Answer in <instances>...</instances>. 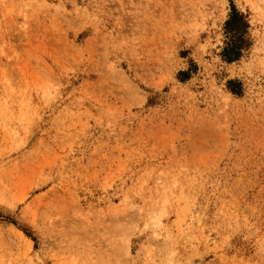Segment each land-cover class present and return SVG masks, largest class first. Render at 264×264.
Segmentation results:
<instances>
[{
	"label": "rangeland",
	"instance_id": "obj_1",
	"mask_svg": "<svg viewBox=\"0 0 264 264\" xmlns=\"http://www.w3.org/2000/svg\"><path fill=\"white\" fill-rule=\"evenodd\" d=\"M262 5L0 0V264H264Z\"/></svg>",
	"mask_w": 264,
	"mask_h": 264
},
{
	"label": "trees",
	"instance_id": "obj_2",
	"mask_svg": "<svg viewBox=\"0 0 264 264\" xmlns=\"http://www.w3.org/2000/svg\"><path fill=\"white\" fill-rule=\"evenodd\" d=\"M226 28L233 32V35L237 38L241 31L246 25L244 17L237 11L232 10L229 19L226 22ZM237 41L238 39H233L230 43V49L225 51V55L228 59L233 58L238 55L237 52ZM236 49V50H235Z\"/></svg>",
	"mask_w": 264,
	"mask_h": 264
},
{
	"label": "clouds",
	"instance_id": "obj_3",
	"mask_svg": "<svg viewBox=\"0 0 264 264\" xmlns=\"http://www.w3.org/2000/svg\"><path fill=\"white\" fill-rule=\"evenodd\" d=\"M225 5H227V0H225ZM227 19V10L225 11V13H224V20H226ZM223 20V21H224ZM223 21L221 22V23H223ZM186 67H187V65H185V67H184V69H186ZM179 70V69H178Z\"/></svg>",
	"mask_w": 264,
	"mask_h": 264
},
{
	"label": "bare ground",
	"instance_id": "obj_4",
	"mask_svg": "<svg viewBox=\"0 0 264 264\" xmlns=\"http://www.w3.org/2000/svg\"><path fill=\"white\" fill-rule=\"evenodd\" d=\"M261 7H263V9H264V6L263 5Z\"/></svg>",
	"mask_w": 264,
	"mask_h": 264
}]
</instances>
